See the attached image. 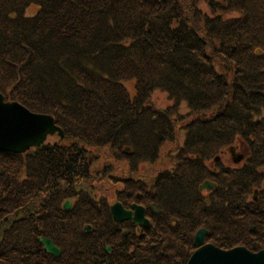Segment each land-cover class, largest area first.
Listing matches in <instances>:
<instances>
[{
    "label": "trees",
    "instance_id": "16d2710c",
    "mask_svg": "<svg viewBox=\"0 0 264 264\" xmlns=\"http://www.w3.org/2000/svg\"><path fill=\"white\" fill-rule=\"evenodd\" d=\"M158 90L174 106L155 110ZM0 92L76 142L0 150V264H187L201 228L224 250L264 249V197L246 205L264 178V0H0ZM178 128L185 143L172 170L151 188L142 175L120 179L117 200L142 204L151 227L114 221L95 191L96 150L109 147L136 174ZM237 139L249 166L210 170ZM102 171L118 181L115 163ZM206 180L217 185L208 195Z\"/></svg>",
    "mask_w": 264,
    "mask_h": 264
},
{
    "label": "water",
    "instance_id": "95a60500",
    "mask_svg": "<svg viewBox=\"0 0 264 264\" xmlns=\"http://www.w3.org/2000/svg\"><path fill=\"white\" fill-rule=\"evenodd\" d=\"M58 134L64 137L63 130L55 124L51 115L33 113L18 102H7L0 93V150L23 154L31 148L41 147L49 135ZM218 161V159H216ZM216 184L205 181L200 185V191H212ZM71 201L64 204L65 209L71 208ZM113 220L122 222L131 220L135 225L150 227V221L145 215V208L139 204H132L130 209H126L120 202H116L110 207ZM86 232H91L92 228L86 226ZM208 231L200 229L194 240L197 248L191 255L187 264H264V251L254 253L245 247H236L224 250L211 243H206ZM46 253L59 258L61 249L54 242L46 237L38 239ZM110 252V247L106 248Z\"/></svg>",
    "mask_w": 264,
    "mask_h": 264
},
{
    "label": "rangeland",
    "instance_id": "374dc122",
    "mask_svg": "<svg viewBox=\"0 0 264 264\" xmlns=\"http://www.w3.org/2000/svg\"><path fill=\"white\" fill-rule=\"evenodd\" d=\"M203 9L206 12H209V10L205 7L202 6ZM38 10V7L32 6L30 9L27 11L28 16L34 15ZM227 17H236L235 13H232L231 15ZM125 87L128 89L129 93L131 96H134L135 94V80H126L123 82ZM151 104L154 106L155 110H164L169 107L174 106L173 100L170 99L169 95L166 92L163 91H155L152 95L151 99ZM189 112V107L186 102H182L179 106V113L181 115H185ZM64 132V131H63ZM176 139L172 143L170 141L166 142L164 146L160 149V156H158L157 160H144L143 163L140 162L138 163V171L136 174H130L128 171L130 170V166H127L124 162L120 163L121 157H116L114 158L111 155L109 147H102L100 149L96 150V155H101L98 157V160L93 164L92 167V173L96 174V177L98 178L94 182L95 186V191L98 193V195L104 200L109 203L110 205H113L115 202H117L118 198V191L124 189V183L120 181L122 179L121 177L123 176L125 179H129V177H142L146 179V184L148 185L147 188H151L153 183L155 182L156 176L163 171H170L174 168V157L178 156L179 152L182 150V147L185 143V130L182 129H177L176 133ZM242 140L237 139L235 143L232 146H228L225 149H222L220 152H218L213 159H210L207 161V166L210 170H218V164L217 162H224L226 163L225 165L222 164L225 167L231 166V160H232V153L231 149H235L238 146V150L236 153L237 154H242L246 155L247 151L246 148L244 147V144L241 142ZM55 143H61L60 145L66 144L68 146H74L76 143L74 140L68 139L65 137V132H64V137L60 138L58 134H55L53 136H48L45 144H55ZM42 145V146H43ZM41 146V148H42ZM38 150L36 148L30 150V151H35ZM127 151L130 152L131 149L128 147ZM175 157V158H176ZM96 158V157H95ZM218 159V161H216ZM109 163H115V166L117 167V171H115L116 175L119 176L118 181H115L114 179L110 178L108 173L106 172L104 175L99 174L103 172L102 170L106 169V165ZM214 166V167H212ZM126 173H125V171ZM205 195H208L210 192H204ZM64 206V205H63ZM64 208V207H63Z\"/></svg>",
    "mask_w": 264,
    "mask_h": 264
},
{
    "label": "flooded vegetation",
    "instance_id": "af4514ba",
    "mask_svg": "<svg viewBox=\"0 0 264 264\" xmlns=\"http://www.w3.org/2000/svg\"><path fill=\"white\" fill-rule=\"evenodd\" d=\"M243 143V141H241ZM244 144V143H243ZM245 147V145H244ZM246 148V147H245ZM235 150H238V146L234 149H231V153H232V160H231V166L227 167V168H231L233 170L236 171V173H239L241 170H243L244 168H246L247 166H249V162L250 161H253L254 159H251V156L248 152V149L246 148V151H247V154L246 155H242L241 153L240 154H237ZM218 165H222V164H226L224 162H217L215 166ZM223 166V165H222ZM214 167V166H212ZM258 168V169H257ZM255 168V170L261 172L263 170L262 167H257ZM238 185L239 183L236 182V193L238 191ZM262 194V196H261ZM261 197V198H260ZM264 197V178H262V180L257 184V187H255L252 192H250V190L247 191V196H246V205L247 206H251L252 202L253 203H256L258 202L259 200H261L262 198ZM256 221H254L255 223ZM260 251H264V249L260 250ZM260 251H256V252H260Z\"/></svg>",
    "mask_w": 264,
    "mask_h": 264
}]
</instances>
